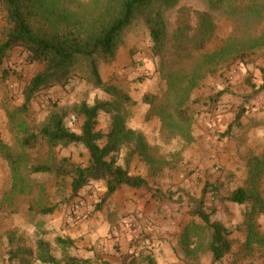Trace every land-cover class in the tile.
I'll list each match as a JSON object with an SVG mask.
<instances>
[{
  "label": "rangeland",
  "instance_id": "obj_1",
  "mask_svg": "<svg viewBox=\"0 0 264 264\" xmlns=\"http://www.w3.org/2000/svg\"><path fill=\"white\" fill-rule=\"evenodd\" d=\"M80 1L86 3L91 0ZM258 1L264 3V0ZM181 6L207 10L208 0H181L178 7L167 13L170 34L176 28L177 10ZM0 11L2 27L5 10L3 12L1 4ZM213 15L221 27L222 39L232 33L248 39L264 34V10L252 22L240 14L229 15L226 10L213 11ZM214 44L210 49L215 48ZM27 56L28 53L22 48H15L0 69V138L14 149L19 148L16 144L18 130L15 127L18 121H10L7 111H14L23 104L27 83L41 68L40 64L28 63ZM243 59L208 74L201 87L194 91L192 99L196 102L191 105L194 121L192 142L187 144L180 139L166 138L161 132L158 118L145 120L148 106L142 101L146 94L161 96L167 90L166 79L161 74V58L152 51L147 28L143 24L132 27L117 60L102 64L100 70L105 82L125 89L136 102L129 108L132 113L129 124L133 122L141 126L140 131L149 147L148 154L155 162L151 166L137 155L132 160L131 173L150 181L153 191L134 189L141 193L142 199L150 196L149 199L141 207L137 201L135 206H122L130 200L118 205L112 199H104L106 192L98 193L96 189L88 188L89 185L74 197L69 178L63 183L49 174L32 176L37 185L32 195H14L11 169L0 154V264H22L18 261L12 263L10 256L20 248L35 250L39 238L51 242L56 255H61L60 249L55 246V238H70L71 230L79 235L69 253L81 258L106 259L112 264H141L142 257L153 255L151 237L164 242L167 241L164 235L169 232L172 239L169 247L180 261L182 258L187 264H202V261L212 264L213 256L208 251L205 234H201L202 239L195 244L192 242L196 238L185 241L187 244L183 242L185 227L190 222H200L190 215L194 207L191 199H200L204 189H207L206 207L213 219L222 222L232 232V240L245 241L246 227L243 222L246 208L224 199L238 187L244 186L248 178L250 150L256 153L264 150V47L257 48ZM247 74L249 76L245 78ZM107 99H110L109 95L75 77L64 87L56 86L38 93L30 113L23 119L31 126H41L50 112L62 108L69 113L65 119L66 125L80 132L84 120L73 111V107L82 102L92 105L96 100ZM225 104L232 105L233 110L223 114V124H220L216 115L221 109L224 110L222 106ZM240 112L244 115L241 124L233 127L234 138L226 139L222 135L236 121ZM111 121V114L100 112L98 130L107 132ZM235 143L236 148L233 149ZM231 149L233 152L229 151ZM127 151V148H123L119 154L121 164H124ZM31 154L38 160L54 158L56 162H61L66 159L70 168L89 164V153L83 146L57 147L52 153L42 146L39 150H32ZM127 189L133 190L130 187ZM156 190L162 195L157 194ZM260 193L264 198V174ZM123 197L124 194H121ZM80 201L85 202L83 208L74 211V206ZM54 205H58L54 213L39 215L41 208ZM31 207H34L33 211ZM103 219L110 222V230L117 233L112 234V239L106 236ZM258 223L264 231V215L258 216ZM122 235H125L124 244ZM179 252L182 254L179 255ZM235 259L239 264H247V261ZM233 260L230 256L223 264H233ZM26 261V264H40L34 259L25 258ZM255 261L264 264V258Z\"/></svg>",
  "mask_w": 264,
  "mask_h": 264
},
{
  "label": "trees",
  "instance_id": "obj_2",
  "mask_svg": "<svg viewBox=\"0 0 264 264\" xmlns=\"http://www.w3.org/2000/svg\"><path fill=\"white\" fill-rule=\"evenodd\" d=\"M180 2L0 0L3 12L5 10V22L0 27V69L9 53L19 47L28 53V63L41 65L26 85L23 104L14 111H7L10 121H18L15 127L19 148L14 149L0 138V154L12 173V194L32 195L37 186L32 178L34 174H49L63 183L69 178L74 197L94 181L106 182V200L112 199L124 186L153 191L147 178L131 173L132 160L137 155L151 166L155 162L148 154L143 132L128 127L132 116L129 108L136 102L125 89L104 81L101 65L115 62L128 31L136 24H143L152 40L154 55L161 58V74L167 82L163 95L146 94L142 98L148 106L145 120L158 118L164 137L189 144L193 140L191 105L196 102L192 99L194 91L201 87L208 74L264 47V34L248 39L232 33L222 39L221 27L213 15V11L226 10L229 15L240 14L252 22L262 15L264 3L258 0H208L207 10L181 6L177 10L176 28L170 34L167 13ZM213 44L215 48L210 49ZM75 77L110 96V99L96 100L92 105L82 102L73 107V111L84 120L80 132L66 125L69 113L62 108L50 112L41 126H31L23 119L30 113L38 93L56 86L64 87ZM100 112L112 116L107 132L97 128ZM243 115L237 113L234 125L230 124L222 136L232 140V131L235 125L241 124ZM71 145L83 146L88 151L87 166L70 168L66 159L61 162L54 158L38 160L31 154L32 150H39L42 146L52 153L57 147ZM123 148L128 151L124 164H121L119 154ZM247 167L248 178L244 186L224 199L245 206V241L232 240V232L222 222L213 219L206 207L207 189L203 190L200 199H191L194 207L190 215L200 222H190L185 227L183 242L187 244L185 241L196 238L192 242L195 244L202 239L201 234H205L208 251L213 256L212 264H223L230 256L234 258L233 264H239L235 257L247 261V264L264 258V231L258 223V216L264 215V198L260 193L264 150L261 153L250 150ZM155 192L162 195L158 190ZM57 208L58 205L43 207L39 215L52 214ZM30 210L33 211L34 207ZM54 243L61 255H56L51 242L39 238L35 250L20 248L12 253L10 260L22 264L28 262H24L25 258L40 264H112L106 259L71 255L69 250L75 247L71 238L57 236ZM141 261V264H156L151 254L142 257Z\"/></svg>",
  "mask_w": 264,
  "mask_h": 264
},
{
  "label": "crops",
  "instance_id": "obj_3",
  "mask_svg": "<svg viewBox=\"0 0 264 264\" xmlns=\"http://www.w3.org/2000/svg\"><path fill=\"white\" fill-rule=\"evenodd\" d=\"M248 76H249L248 74L245 75V78L246 77L248 78ZM222 107H224V110L221 109L220 111L217 112V115H216L217 119L220 121V124H223V122L221 121V118L224 116L223 114L227 110H233V106L232 105H228L227 106L225 104ZM128 127H131L133 129H136V130H142V129H140L141 126L136 125L133 122L130 123V124H128ZM234 147L236 148V143L234 144L233 149H234ZM229 151H232V149L229 150ZM88 188H94V189H96L98 191V193H102V194H104L106 192V184L103 181H94V182H91ZM127 188L128 187L124 186L120 191H118L114 195V197L112 198V201L118 202V205H119V204L123 203L125 200H130V201H127L126 203L122 204V206L129 205V204L135 206V203L137 201L139 203V206L141 207V206L144 205V201H147V199H149L148 197H150V196H146L145 199H142L141 198V193H137L136 190H134V189L131 190V189H127ZM121 194H124V197L123 198H121ZM102 222H105L106 223L105 224L106 226H104V230H107L106 236L107 237H110L112 239V236H113L112 234H115L116 235L117 233H114V232H112L110 230V222H106L104 219L102 220ZM78 235L79 234H77L73 230H71L69 237L71 239L75 240V238H77ZM124 237H125V235H122V238H123L122 239V244H124L126 242L125 239H124ZM164 238L167 241H164L163 242V241H161L160 239H158L155 236H152L151 237L152 242H153V244L151 246L152 253H153L154 257L156 258L157 264H187L186 261L183 260L182 258H180L181 259V261H180L179 258L174 255V252L175 251H173L169 247V242L172 240L171 239V235L169 234V232H167V234L164 235ZM178 254L180 255L182 253L179 252ZM92 256H94V255H91V257ZM106 257L111 258V256H106ZM202 264H206V262L202 261ZM254 264H260V263H259V261H255Z\"/></svg>",
  "mask_w": 264,
  "mask_h": 264
},
{
  "label": "built area",
  "instance_id": "obj_4",
  "mask_svg": "<svg viewBox=\"0 0 264 264\" xmlns=\"http://www.w3.org/2000/svg\"><path fill=\"white\" fill-rule=\"evenodd\" d=\"M85 202L84 201H80L78 202L75 206H74V211H79L83 208Z\"/></svg>",
  "mask_w": 264,
  "mask_h": 264
}]
</instances>
